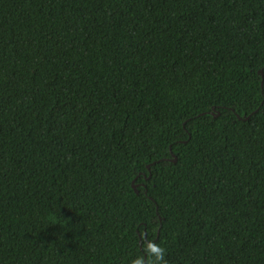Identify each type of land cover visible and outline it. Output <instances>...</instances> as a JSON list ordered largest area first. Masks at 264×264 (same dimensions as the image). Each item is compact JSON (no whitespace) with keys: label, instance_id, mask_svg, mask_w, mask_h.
<instances>
[{"label":"trees","instance_id":"1","mask_svg":"<svg viewBox=\"0 0 264 264\" xmlns=\"http://www.w3.org/2000/svg\"><path fill=\"white\" fill-rule=\"evenodd\" d=\"M148 242L264 264V0H0V264Z\"/></svg>","mask_w":264,"mask_h":264},{"label":"clouds","instance_id":"2","mask_svg":"<svg viewBox=\"0 0 264 264\" xmlns=\"http://www.w3.org/2000/svg\"><path fill=\"white\" fill-rule=\"evenodd\" d=\"M144 252L148 258V264H165V248L148 242L145 244ZM131 264H145L144 256H137L136 259L131 261Z\"/></svg>","mask_w":264,"mask_h":264},{"label":"water","instance_id":"3","mask_svg":"<svg viewBox=\"0 0 264 264\" xmlns=\"http://www.w3.org/2000/svg\"><path fill=\"white\" fill-rule=\"evenodd\" d=\"M260 73L262 74V77H263V70H261L260 71ZM263 84V83H262ZM238 119H240V120H246V119H249V117H247L246 119H244V118H241L240 116H238ZM171 154L173 155V153L171 152ZM174 163H176L177 162V158H176V156H174L173 155V160H172ZM153 164H156V162L155 163H153ZM149 168V167H148ZM132 188L134 189V191L137 193V194H139V191H138V186L133 182V184H132ZM158 209V208H157Z\"/></svg>","mask_w":264,"mask_h":264}]
</instances>
